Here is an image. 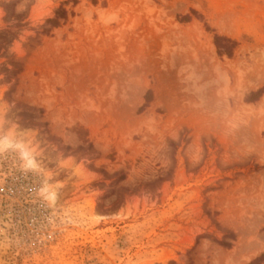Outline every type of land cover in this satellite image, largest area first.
Instances as JSON below:
<instances>
[{
  "label": "rangeland",
  "instance_id": "obj_1",
  "mask_svg": "<svg viewBox=\"0 0 264 264\" xmlns=\"http://www.w3.org/2000/svg\"><path fill=\"white\" fill-rule=\"evenodd\" d=\"M0 134V264H250L264 0H0Z\"/></svg>",
  "mask_w": 264,
  "mask_h": 264
},
{
  "label": "trees",
  "instance_id": "obj_2",
  "mask_svg": "<svg viewBox=\"0 0 264 264\" xmlns=\"http://www.w3.org/2000/svg\"><path fill=\"white\" fill-rule=\"evenodd\" d=\"M55 14H56L55 18L47 20V24L52 25V27H57L59 25V19L61 18L64 19L67 13L65 9L59 8ZM215 43L219 48V50H224L226 53H229L231 51L232 45L230 40L224 37L215 36ZM260 94H261V90L254 93L253 96L257 97L260 96ZM250 264H264V254H262L260 257L252 261Z\"/></svg>",
  "mask_w": 264,
  "mask_h": 264
},
{
  "label": "bare ground",
  "instance_id": "obj_3",
  "mask_svg": "<svg viewBox=\"0 0 264 264\" xmlns=\"http://www.w3.org/2000/svg\"><path fill=\"white\" fill-rule=\"evenodd\" d=\"M0 137L7 138V143L9 145V148H18L22 151L21 153H23L26 160V164L29 168L31 169L38 168V164L37 161L35 160L34 154L25 147V145L20 139L16 137H11L10 135H1V134ZM51 197H52L51 200L53 202L57 201V194L55 192H51Z\"/></svg>",
  "mask_w": 264,
  "mask_h": 264
},
{
  "label": "clouds",
  "instance_id": "obj_4",
  "mask_svg": "<svg viewBox=\"0 0 264 264\" xmlns=\"http://www.w3.org/2000/svg\"><path fill=\"white\" fill-rule=\"evenodd\" d=\"M9 124H14V122L9 118ZM6 149H9V145L7 143V138L6 137H0V152L5 151ZM39 193L42 195V197L51 199V194L47 193V189L44 188L42 185L41 188L39 189Z\"/></svg>",
  "mask_w": 264,
  "mask_h": 264
}]
</instances>
